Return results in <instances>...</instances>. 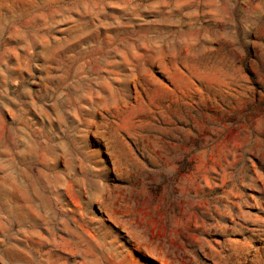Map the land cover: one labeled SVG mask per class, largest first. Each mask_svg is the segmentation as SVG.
Returning <instances> with one entry per match:
<instances>
[{
	"label": "rangeland",
	"instance_id": "rangeland-1",
	"mask_svg": "<svg viewBox=\"0 0 264 264\" xmlns=\"http://www.w3.org/2000/svg\"><path fill=\"white\" fill-rule=\"evenodd\" d=\"M0 264H264V0H0Z\"/></svg>",
	"mask_w": 264,
	"mask_h": 264
}]
</instances>
